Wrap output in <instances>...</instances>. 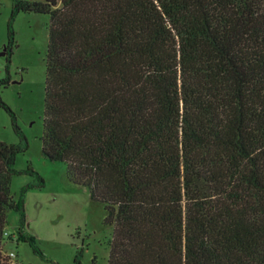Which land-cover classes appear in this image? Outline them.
Instances as JSON below:
<instances>
[{
	"label": "trees",
	"instance_id": "obj_1",
	"mask_svg": "<svg viewBox=\"0 0 264 264\" xmlns=\"http://www.w3.org/2000/svg\"><path fill=\"white\" fill-rule=\"evenodd\" d=\"M20 12L49 15L41 151L103 204L107 264H264V0H12ZM21 151L0 140V264L6 236L43 255L5 231L44 186L29 164L13 199Z\"/></svg>",
	"mask_w": 264,
	"mask_h": 264
},
{
	"label": "rangeland",
	"instance_id": "obj_2",
	"mask_svg": "<svg viewBox=\"0 0 264 264\" xmlns=\"http://www.w3.org/2000/svg\"><path fill=\"white\" fill-rule=\"evenodd\" d=\"M11 10L12 0H0V79L8 78L1 98L14 113L13 119L0 107V140L23 147L14 163L13 199L18 201L21 189L34 181L25 173L29 164L44 186L25 193L23 220L20 211H7L5 231L15 239L18 230L30 235L43 255L7 236L4 252L18 254L22 264H107L112 227L103 222V204L68 182L64 162L50 161L41 151L49 15L20 12L11 19ZM9 21L14 42L8 58Z\"/></svg>",
	"mask_w": 264,
	"mask_h": 264
},
{
	"label": "built area",
	"instance_id": "obj_3",
	"mask_svg": "<svg viewBox=\"0 0 264 264\" xmlns=\"http://www.w3.org/2000/svg\"><path fill=\"white\" fill-rule=\"evenodd\" d=\"M8 258H9L8 263L14 264L15 254H13V252L8 254Z\"/></svg>",
	"mask_w": 264,
	"mask_h": 264
},
{
	"label": "water",
	"instance_id": "obj_4",
	"mask_svg": "<svg viewBox=\"0 0 264 264\" xmlns=\"http://www.w3.org/2000/svg\"><path fill=\"white\" fill-rule=\"evenodd\" d=\"M4 54V53H3Z\"/></svg>",
	"mask_w": 264,
	"mask_h": 264
}]
</instances>
